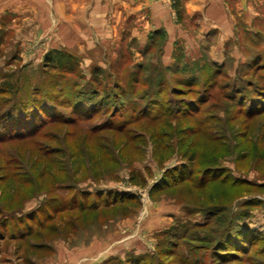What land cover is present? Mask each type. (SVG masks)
<instances>
[{
  "label": "rangeland",
  "instance_id": "1",
  "mask_svg": "<svg viewBox=\"0 0 264 264\" xmlns=\"http://www.w3.org/2000/svg\"><path fill=\"white\" fill-rule=\"evenodd\" d=\"M121 1L0 0V264H264V11Z\"/></svg>",
  "mask_w": 264,
  "mask_h": 264
},
{
  "label": "crops",
  "instance_id": "2",
  "mask_svg": "<svg viewBox=\"0 0 264 264\" xmlns=\"http://www.w3.org/2000/svg\"><path fill=\"white\" fill-rule=\"evenodd\" d=\"M169 1V0H166ZM183 10L189 14L190 17H193L196 26H198V35L199 37H206L208 32L217 34L214 40L224 41L227 38V34H222L215 32L212 28L220 27H234V19H226L227 11H234L237 13L238 22L248 24V21H251L255 17H260L257 13L258 8H261L264 11V0H181ZM120 4H126L131 11L137 16L146 10L144 6L147 5L145 0H122ZM143 7V8H142ZM145 17V16H144ZM139 18L136 24L132 23L130 27L128 25H116L122 31L123 29H131V34L137 38L138 42H142L146 38L147 33L150 31L151 25L148 21H145V18ZM195 17V18H194ZM168 34H173L174 27L179 26L174 22L165 20L161 23ZM116 26H111L115 29ZM124 27V28H123ZM140 27L143 29L140 30ZM180 27V26H179ZM207 28V29H206ZM212 29V30H211ZM115 31V30H114ZM224 32V31H223ZM171 34V35H172ZM111 35V31L109 32ZM131 35V36H132ZM173 36V35H172ZM177 36H184V32L179 29L177 31ZM174 39V36L170 41Z\"/></svg>",
  "mask_w": 264,
  "mask_h": 264
},
{
  "label": "trees",
  "instance_id": "3",
  "mask_svg": "<svg viewBox=\"0 0 264 264\" xmlns=\"http://www.w3.org/2000/svg\"><path fill=\"white\" fill-rule=\"evenodd\" d=\"M33 99V98H32ZM29 106V105H28ZM43 104L41 103V101H39V105H37L36 106V108L38 109V110H36V109H34V113H36L37 115H35V118H36V120L37 119H39V121H42V122H40L39 123V125H41V123H46L47 122V120H44V118H43V115L46 113L47 114V110H44V109H42L43 107ZM24 107V106H23ZM5 110V109H4ZM4 110H2L1 112H0V122H2V121H5V119H6V117L8 118V116H9V114L8 115H6L7 114V112H4ZM51 111V113H54L53 112V109L52 110H50ZM28 111H26V110H24V112H23V115L21 116V117H19L20 118V120H23L22 119V117H24V120H27L26 118H27V113ZM54 115V114H53ZM31 118H33L32 120H33V122L35 123L36 122V120H35V118H34V116L33 117H31ZM56 118V115H55V117L54 116H52L51 118H50V120H53V119H55ZM8 122H9V120H8ZM4 123V122H3ZM38 125V124H34V125H32L31 124V128L30 129H24L25 127H26V124L24 123V126H21V130H18V131H16V132H13L12 130H9L10 132H8V133H5V134H2V135H0V141H6V140H13V139H16V138H18V137H24V136H26V135H30V134H32V133H35L36 131H37V127L39 126H36Z\"/></svg>",
  "mask_w": 264,
  "mask_h": 264
}]
</instances>
